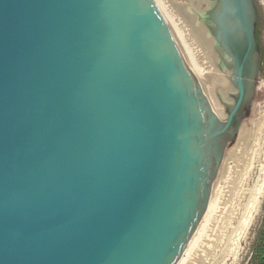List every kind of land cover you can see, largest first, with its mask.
I'll list each match as a JSON object with an SVG mask.
<instances>
[{
	"label": "water",
	"instance_id": "water-1",
	"mask_svg": "<svg viewBox=\"0 0 264 264\" xmlns=\"http://www.w3.org/2000/svg\"><path fill=\"white\" fill-rule=\"evenodd\" d=\"M0 0V264H192L249 158L254 0Z\"/></svg>",
	"mask_w": 264,
	"mask_h": 264
},
{
	"label": "rangeland",
	"instance_id": "rangeland-1",
	"mask_svg": "<svg viewBox=\"0 0 264 264\" xmlns=\"http://www.w3.org/2000/svg\"><path fill=\"white\" fill-rule=\"evenodd\" d=\"M171 1L181 6L182 8H184L185 10L189 12L196 11L200 14H203V11L206 7L205 6L206 4L204 2H201L200 0H191V1L190 0H171ZM255 2L258 7V22L256 25V30L258 28V31H259L258 33L259 39H260L259 48H260V56H261V62H262L263 81H262V87H261V92H260V97H259V102H258V108H257L251 148H250L251 157L250 159L248 158L246 165H245L246 167H244V170L240 178L244 177L243 175L245 174L244 173L245 171L247 170L248 172L249 171L251 172L252 170L256 171V169L259 166L264 165V0H255ZM250 161L251 163H249ZM247 166L249 167L247 168ZM233 197H236V196H232V201L234 200L233 201L234 203L230 201L229 203L230 207L228 206L227 208V210L228 209L230 210L228 211L226 210L223 220L216 228V231H215L216 235L211 236V238H209V240L207 241L208 246L206 248L208 249H204V252H203L204 256H206L207 253H208L207 255H209L208 257L215 256L217 254V251H216L217 246L220 245V243L222 244L224 240L227 238V236L225 235L229 231L228 228L233 225L230 222L231 217L229 216L232 214L231 208H233L232 210H234V208L238 206L235 202V198ZM229 217L230 219H228ZM225 225L228 226V228ZM263 229H264V195L261 199L259 210L257 211L255 217L252 219V221L248 225L247 229L244 231L243 233L244 235L242 234L239 240V249L236 254L235 260L232 261L231 263L230 261L231 259H229L230 255H228L229 257L227 256L226 259H224L225 261L223 260L219 264H255L256 249H257V246L260 240V235ZM213 243H215L214 247L212 245ZM199 264H214V263H210L208 260H205Z\"/></svg>",
	"mask_w": 264,
	"mask_h": 264
},
{
	"label": "bare ground",
	"instance_id": "bare-ground-1",
	"mask_svg": "<svg viewBox=\"0 0 264 264\" xmlns=\"http://www.w3.org/2000/svg\"><path fill=\"white\" fill-rule=\"evenodd\" d=\"M249 155H250L249 156L250 159L251 153ZM251 161L249 163H251ZM249 166H247V168ZM244 173H245L243 175L244 177L239 179V182L233 194V196H236L233 198H235V202L238 206L235 207L234 210H232L233 208H231L232 214L231 215L228 214L232 220L230 219V217L228 219H230V222L233 225L230 224L232 226H230L229 228L228 226H226L227 224L225 225L229 229L228 233L225 232L226 233L225 236H227V238L225 237L226 239L224 240V242L222 244L220 243V245L217 246L216 248L217 254L215 256L208 257L209 256L207 255L208 253L206 254V256L203 255L204 249H208L206 248L208 246V244L206 243L203 249L196 257V259L192 262V264H199L205 260H208L210 263L219 264L221 261L226 259L228 255H230L229 259H231L230 260L231 263L232 261L235 260L236 254L239 249V240L242 234L244 233V231L247 229L250 222L252 221V219L255 217L257 211L259 210V205L264 195V165L259 166L256 169V171L252 170L251 172L250 171L248 172L247 170ZM233 201L231 198L232 203H234ZM228 206L230 207V205ZM215 231L212 234V236L216 235ZM215 243L212 244L213 247Z\"/></svg>",
	"mask_w": 264,
	"mask_h": 264
},
{
	"label": "trees",
	"instance_id": "trees-1",
	"mask_svg": "<svg viewBox=\"0 0 264 264\" xmlns=\"http://www.w3.org/2000/svg\"><path fill=\"white\" fill-rule=\"evenodd\" d=\"M256 39L260 42L258 28L256 30ZM255 264H264V229L261 232L260 240L256 249Z\"/></svg>",
	"mask_w": 264,
	"mask_h": 264
},
{
	"label": "flooded vegetation",
	"instance_id": "flooded-vegetation-1",
	"mask_svg": "<svg viewBox=\"0 0 264 264\" xmlns=\"http://www.w3.org/2000/svg\"><path fill=\"white\" fill-rule=\"evenodd\" d=\"M201 2H204L206 5L205 6H207V3L205 2V1H203V0H200ZM255 1V0H254ZM256 3V2H255ZM256 6H257V4H256ZM257 10H258V7H257ZM255 35L257 36V33H255ZM258 41V40H257Z\"/></svg>",
	"mask_w": 264,
	"mask_h": 264
}]
</instances>
